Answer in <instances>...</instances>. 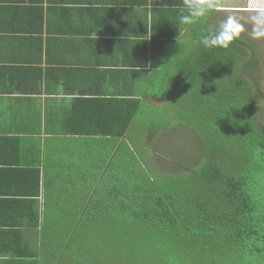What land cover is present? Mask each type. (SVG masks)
<instances>
[{
    "label": "crops",
    "instance_id": "0c3cea01",
    "mask_svg": "<svg viewBox=\"0 0 264 264\" xmlns=\"http://www.w3.org/2000/svg\"><path fill=\"white\" fill-rule=\"evenodd\" d=\"M181 4L0 0V264H56L54 227L94 225L91 204L116 224L139 165L127 145L137 118L122 135L118 117L130 99L159 106L153 77L199 49L204 26L179 31Z\"/></svg>",
    "mask_w": 264,
    "mask_h": 264
},
{
    "label": "trees",
    "instance_id": "16d2710c",
    "mask_svg": "<svg viewBox=\"0 0 264 264\" xmlns=\"http://www.w3.org/2000/svg\"><path fill=\"white\" fill-rule=\"evenodd\" d=\"M243 43L228 49L199 43L163 68L155 82L172 83L177 105L170 110L200 133L202 148L163 183L168 175L162 173H150L146 183L141 178L149 174L138 173L135 187L123 179V196L130 191L131 202L115 208V225L106 224L112 209L91 204L94 225L54 227L58 236L47 245L56 264H264V123L252 83L259 61L255 54L247 60ZM126 102L118 117L122 135L135 118L154 112L140 98ZM81 236L112 242L115 249L107 248L98 262Z\"/></svg>",
    "mask_w": 264,
    "mask_h": 264
},
{
    "label": "rangeland",
    "instance_id": "374dc122",
    "mask_svg": "<svg viewBox=\"0 0 264 264\" xmlns=\"http://www.w3.org/2000/svg\"><path fill=\"white\" fill-rule=\"evenodd\" d=\"M242 40L246 43H243V47L246 48L248 53L247 60L252 54H255L259 61L260 69H255L253 72V79H257V82L252 80V83L255 89H259L260 97L257 104V114L264 123V40H252L247 34L244 35ZM155 79L156 77H153L154 87H157L154 90L157 92L155 95L160 104L152 107L153 113L144 112L141 117L139 116L136 119L127 142V145L133 148V153L136 154L139 161L138 169L130 168V171L136 174L134 180L137 183L138 172L149 174L148 179L141 178V183L149 182L152 179V175L160 178L161 173L168 176H165L166 178L163 177V181H159L160 179L157 181L163 183L168 179H172L173 174H175L174 171H183L188 163L193 162L194 157L197 156L200 148H202L200 145L202 142L199 139L201 138L200 133L194 127H186L184 120L179 119L177 116L175 117L173 111L170 110V108L173 109L177 105V102L172 99L174 95L170 96L174 91L171 88L172 83L164 79L163 81L154 82ZM176 91L178 92L177 89ZM178 96L180 97V94ZM149 107L147 106L146 109ZM80 239L86 241V249L92 247L96 251L93 255H96L98 262H101L100 258L101 260L102 257L105 258V250L107 248L110 251L115 249L112 242L104 243L102 241L101 244L98 243V241L100 242L98 237L92 240L90 236H87L85 240V237L81 236L79 237ZM68 259L70 260V258ZM70 263H72L71 260Z\"/></svg>",
    "mask_w": 264,
    "mask_h": 264
},
{
    "label": "clouds",
    "instance_id": "9594fccd",
    "mask_svg": "<svg viewBox=\"0 0 264 264\" xmlns=\"http://www.w3.org/2000/svg\"><path fill=\"white\" fill-rule=\"evenodd\" d=\"M181 7L186 14L176 26L180 31L181 24H202L204 30L199 43L206 49H228L246 34L252 40H264V0H247L242 7L231 5L227 0H182ZM222 10L229 14L213 23L212 14ZM241 11L248 15L238 14Z\"/></svg>",
    "mask_w": 264,
    "mask_h": 264
}]
</instances>
